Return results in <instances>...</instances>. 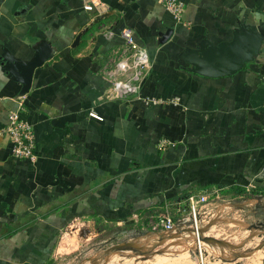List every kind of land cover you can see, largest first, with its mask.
Masks as SVG:
<instances>
[{"label": "crops", "instance_id": "obj_1", "mask_svg": "<svg viewBox=\"0 0 264 264\" xmlns=\"http://www.w3.org/2000/svg\"><path fill=\"white\" fill-rule=\"evenodd\" d=\"M104 1L110 13L93 18L81 0H0V264H49L58 235L81 222L101 233L143 224L199 190L227 201L248 199L227 192H264V41L233 76L198 75L185 58L205 40L230 41L244 25L264 34V0H181V22L159 0ZM125 28L152 68L139 94L115 100L106 72ZM44 44L51 58L21 95L8 64L30 62ZM19 98L35 130L33 161L15 158L2 135ZM174 98L179 104L147 103ZM162 138L173 143L165 151L157 148ZM157 242L130 264H201L185 250L192 244L173 254L171 240ZM108 250L87 253L82 264L109 261Z\"/></svg>", "mask_w": 264, "mask_h": 264}, {"label": "rangeland", "instance_id": "obj_2", "mask_svg": "<svg viewBox=\"0 0 264 264\" xmlns=\"http://www.w3.org/2000/svg\"><path fill=\"white\" fill-rule=\"evenodd\" d=\"M188 197L185 199L187 200ZM247 198L227 201L214 195L199 203L197 217L200 227L198 234L202 235L206 241L203 243L204 250L196 251L198 255L201 253L205 256V263L264 264V198L259 201ZM178 208L179 205H174L169 208V211L173 214ZM215 210L217 211L213 212ZM211 212L213 213L211 214ZM151 222L152 219L143 224H126L120 227L108 225L112 227L100 234L88 233L85 228L78 229L77 232L74 231L75 233L71 229H65L58 235L53 247V257L47 262L49 264H82L90 256L87 253L91 252V255L95 256L103 249L108 248L109 252H116V255H120L119 253L130 244L131 240L145 239L149 240L146 241L148 245H156L161 237L146 235ZM176 228L183 237H188L193 233L197 234L193 214L182 217L176 224ZM162 237L171 240L168 236ZM102 242L105 243L100 245ZM182 245L171 240L173 254L179 253L181 250L179 247ZM192 245L194 246V243ZM144 250L145 248H142V251ZM185 250L189 251L190 248H185ZM98 261L99 259L96 260V263Z\"/></svg>", "mask_w": 264, "mask_h": 264}, {"label": "built area", "instance_id": "obj_3", "mask_svg": "<svg viewBox=\"0 0 264 264\" xmlns=\"http://www.w3.org/2000/svg\"><path fill=\"white\" fill-rule=\"evenodd\" d=\"M81 1L84 10L92 14L93 18L105 17L111 11L104 0ZM159 1L179 22L183 20L186 10L184 2L181 0ZM107 35L112 37L114 34L109 31ZM120 36L124 40L123 50L118 51L117 56L111 59V66L106 72L110 83L107 96L115 100H122L130 95L139 94L141 83L152 68L149 53L136 42L133 30L125 28L120 33ZM18 102L19 108L10 112L9 123L2 130V135L11 144L12 155L15 158L33 161L37 157L35 130L33 125L23 117L24 102L21 98H19ZM147 103L153 105L179 104V100L177 98L170 100L149 99ZM91 115L96 116L97 114L92 111ZM172 145L173 143L170 140L162 138L157 148L160 151H165ZM216 193V190H199L191 194L187 200L168 204L163 213L152 216V222L148 230L160 232L176 228V224L182 217L197 212L199 203L216 195ZM188 202L190 203L189 205L187 204ZM174 205H179V208L172 214L169 208Z\"/></svg>", "mask_w": 264, "mask_h": 264}, {"label": "water", "instance_id": "obj_4", "mask_svg": "<svg viewBox=\"0 0 264 264\" xmlns=\"http://www.w3.org/2000/svg\"><path fill=\"white\" fill-rule=\"evenodd\" d=\"M171 34L172 30L164 37V41ZM80 38L81 36L77 38V42ZM263 41L264 34L262 32L260 33L254 26L244 25L234 31L233 38L230 41L214 44L211 41L205 40L200 42L196 48L188 49L185 58L192 66V72L198 75L207 78L233 76L241 71L249 62L255 60L263 45ZM51 55L52 48L44 44L37 50L30 62L8 64L9 74L23 84L21 95H25L30 91L36 69L49 61ZM146 235L149 237L168 236L171 240H175L180 244L194 243V246L190 247L192 251H203V243L206 241L202 235L194 233L188 237H183L177 231V228L160 232L148 231Z\"/></svg>", "mask_w": 264, "mask_h": 264}, {"label": "bare ground", "instance_id": "obj_5", "mask_svg": "<svg viewBox=\"0 0 264 264\" xmlns=\"http://www.w3.org/2000/svg\"><path fill=\"white\" fill-rule=\"evenodd\" d=\"M192 214H193L195 232L198 233L199 227H200V223H199V220H198V217H197V212L192 213ZM201 244H202V241H201ZM133 248L129 247L128 249L127 248L123 249L121 253L123 254L124 257H121L122 255H113L114 252H108L107 255L108 256H112L111 258H109V261H106L105 259H102L97 264H122V263L130 264V263H133V262H138L137 260H140L139 259L140 254L144 255L143 253L150 251L149 245L146 242L138 243V245H135ZM139 248H145L144 252H140V253L137 254V250ZM203 256L204 255H202L200 253L201 264H204ZM123 259H124V261H123ZM186 263H189V262H186Z\"/></svg>", "mask_w": 264, "mask_h": 264}, {"label": "trees", "instance_id": "obj_6", "mask_svg": "<svg viewBox=\"0 0 264 264\" xmlns=\"http://www.w3.org/2000/svg\"><path fill=\"white\" fill-rule=\"evenodd\" d=\"M229 193H233L235 196H241V197L246 196V197H249L250 195H259V194L264 193V192H261L259 190H253V192H250V194H249L245 190H240V191H237V192H227V194H229ZM77 224H78V222H77ZM75 226H77V225H75ZM80 226H81V229H83V228L87 229L88 233H92V234L100 233V231L95 230L96 223L93 222V221H91V222H88V221L81 222ZM71 228H72V226L71 227L67 226L66 230H69ZM71 231H72V229H71Z\"/></svg>", "mask_w": 264, "mask_h": 264}]
</instances>
